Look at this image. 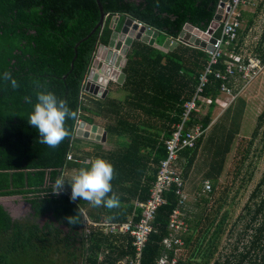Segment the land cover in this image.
<instances>
[{
    "label": "trees",
    "instance_id": "trees-1",
    "mask_svg": "<svg viewBox=\"0 0 264 264\" xmlns=\"http://www.w3.org/2000/svg\"><path fill=\"white\" fill-rule=\"evenodd\" d=\"M100 1L109 15L105 29L102 35L97 30L79 45L72 68L75 45L100 21L96 0H0V198L21 197L30 205L28 215L14 218L0 202V264H118L134 256L132 237L106 232L102 225L140 221L142 210L136 203H146L150 198L160 163L167 156L166 142L176 125L182 123L185 104L195 96L200 77L209 65L211 55L201 49L180 44L165 53L135 41L127 55L126 80L117 85L123 96L92 98L84 93L85 79L99 39L107 43L111 36L109 24L114 15H122L121 24L131 17L159 31L158 43L162 44L167 37L177 39L186 24L207 31L221 2ZM263 6L264 0L252 15L241 10L242 27L243 20L248 19L246 27H241L237 39L224 47V55L212 67L202 94L213 103L207 106L199 101L207 112H192L185 123L184 134L198 125L204 133L193 147L180 151L183 191L189 194L185 183L201 167L206 169L205 180L212 181V191L200 198L198 205L204 204V211L194 215L192 221L187 209L183 210L192 231L181 236L185 246L179 264H264V176L244 208L245 217L240 216L244 225L238 240L228 254L214 260L227 231L228 214L222 211L231 188L226 185L218 197L216 193L239 133L245 101L234 98L228 108H222L226 110L223 120L216 126L212 124L216 100L226 95L223 86L234 96L232 83L240 74L236 70L235 75L221 80L216 73H226L231 53L242 57L244 37ZM220 36L219 27L215 37ZM253 54L262 66L264 36ZM4 73L16 80V87L2 78ZM37 91H52L74 113L65 119L69 135L55 147L42 143L35 128L27 123ZM96 118L104 123L101 125L108 133L107 142H90L96 152L87 151L80 146L85 140L76 137V130L80 121L95 124ZM263 124L264 110L249 145L253 146ZM106 144L112 147L105 149ZM250 152L246 150L235 177ZM70 154L78 161H69ZM93 156L113 166L110 183L111 192L120 200L117 208L70 199L68 182L81 167L91 163ZM57 177L65 183L62 191L54 194ZM176 191L172 187L166 193V204L156 212L154 231L143 250L141 264H155L162 255L163 240L170 233V218L179 201ZM197 194L201 195L200 190Z\"/></svg>",
    "mask_w": 264,
    "mask_h": 264
},
{
    "label": "rangeland",
    "instance_id": "rangeland-1",
    "mask_svg": "<svg viewBox=\"0 0 264 264\" xmlns=\"http://www.w3.org/2000/svg\"><path fill=\"white\" fill-rule=\"evenodd\" d=\"M262 1L263 0H253L250 4L244 7L243 10L252 15L256 13L257 8L261 5ZM247 21V18L243 20L242 30L245 29ZM263 36L264 6L262 7L258 17L255 18L254 25L244 37L242 59L248 60L249 62L250 59L256 58L253 51ZM252 69L253 66H249L248 72ZM231 88L235 95H222L221 98H219L220 102L228 104L237 97L242 98L245 101L246 106L243 107V117L240 123L239 133L236 135L234 140L232 151L228 156L226 167L220 179L218 191L216 193V196L218 197V192L226 185H229L231 188L228 202L222 211V214L226 212L228 214L227 231H225L220 240V247L214 257V260L223 254H228L232 249V245L238 240V236L242 228L241 226L244 225V222L242 223V220H240V216H244V208L246 204L250 202L252 192L264 176V124L261 128L259 137L254 141L253 146L249 145L252 134L259 123V117L264 110V64L261 68H257L256 71L252 72L248 78H244L240 74H237V78L233 81ZM108 90V95L110 94L112 97L123 96V93L121 92L122 90H120L115 83L111 82L108 86ZM91 97L95 98L93 96ZM202 112L206 113L207 108H203ZM225 112L226 110H222V107L217 105L213 114V126H216L221 122V120H223L226 114ZM95 120L100 124H104L103 121L97 118ZM212 129L213 127H211L210 131H212ZM90 142L92 143L90 140H85L82 144H80V146L84 150L96 152ZM111 147L112 146L107 144L104 145L105 149H110ZM247 149H250L251 151L249 154L250 156L245 159V162L243 163L244 165H241L240 174L235 177L237 169L239 168L238 166ZM79 158L82 160L81 156H79ZM93 159L94 156L91 157V161ZM204 170L206 171L203 167H201L200 171L197 169L196 173L190 175L189 180L185 183V192L188 191L189 193L187 194L188 200H186L187 202L185 207L188 215L191 217V221L193 220L194 215H200L204 211V204L200 203L201 206L198 205L200 198L209 196V193H204L203 189L205 180ZM209 181L212 183L211 180ZM199 190L201 194L200 196L197 194ZM0 202L14 218L25 217L30 213V205L21 197H1ZM211 204L212 202L210 205ZM190 227L187 234L192 231Z\"/></svg>",
    "mask_w": 264,
    "mask_h": 264
},
{
    "label": "built area",
    "instance_id": "built-area-1",
    "mask_svg": "<svg viewBox=\"0 0 264 264\" xmlns=\"http://www.w3.org/2000/svg\"><path fill=\"white\" fill-rule=\"evenodd\" d=\"M253 0H229L226 4L230 8L225 20L220 22L221 36L215 37L216 43L213 44V52L210 53L211 58L209 65L200 77V84L197 88L196 94L193 99L185 104V112L182 123L176 125V131L172 137L166 142L167 156L160 163V169L157 179L151 189V196L146 203L137 202L136 205L142 210V217L139 222L130 220L123 224H109L105 223L106 232L119 233L129 235L132 237V246L135 249V254L132 257H126L124 264H141L143 250L146 246L150 234L154 231V221L158 208L166 204V193L172 187H176V194L179 197L178 205L170 218L169 235L163 240V252L161 257L155 264H179V256L183 251L185 243L181 236L188 233L189 226L186 224V209L185 204L188 196L183 191V179L181 176L182 171L179 166L180 151L186 147H193L197 138H199L204 131L201 126H195L192 130L184 134L185 123L190 120L192 112L201 113L202 106L199 101L207 106L213 103L211 98L203 97L205 86L209 82V75L213 73V66L216 65L220 58L224 55L223 49L238 37V32L242 27L241 10L244 9ZM231 62L228 64L226 73H216V78L221 80L228 79L229 76L238 73L243 74L244 78L261 68V63L258 59H250L246 63L241 56L234 53L229 55ZM253 69L248 72L249 66ZM223 94L230 95V90L223 86ZM217 105L222 108H227L229 103H221L220 99L216 100ZM69 161H78L72 154L68 156ZM204 192L209 193L212 191V183L209 180L204 181ZM102 258V256H101Z\"/></svg>",
    "mask_w": 264,
    "mask_h": 264
},
{
    "label": "water",
    "instance_id": "water-1",
    "mask_svg": "<svg viewBox=\"0 0 264 264\" xmlns=\"http://www.w3.org/2000/svg\"><path fill=\"white\" fill-rule=\"evenodd\" d=\"M228 1L221 0L217 14L207 31H202L191 24H186L177 39L167 37L162 44L158 43L161 35L159 31L131 17H126L121 24L122 15H114L109 24V29H111L112 33L108 42L104 43L102 39H99L85 79L84 93L98 99H105L111 82L117 85L124 84L126 80L124 68L128 60L127 55L135 41H140L165 53L175 50L180 44L201 49L208 53L213 52V44L216 43V31L220 27V22L226 19L227 13L230 11V8L226 6ZM96 2L101 13L100 21L89 36L75 45L74 51L76 55L71 63L72 68L77 58L79 45L97 30H100L102 35L105 29L109 15L104 11L101 1L96 0ZM102 51L104 55L100 56ZM76 137L104 144L107 142L108 133L103 126L80 121L76 130Z\"/></svg>",
    "mask_w": 264,
    "mask_h": 264
},
{
    "label": "clouds",
    "instance_id": "clouds-1",
    "mask_svg": "<svg viewBox=\"0 0 264 264\" xmlns=\"http://www.w3.org/2000/svg\"><path fill=\"white\" fill-rule=\"evenodd\" d=\"M3 79L10 80L12 87H16V80L10 74L4 73ZM32 111L28 115L27 123L38 133L40 141L50 147L57 146L69 135L65 127L66 117H72L73 111L63 99H59L52 91H37ZM113 176L112 164L104 158L96 157L86 167H81L68 182L70 185V199L77 198L90 202L93 206L103 205L105 208H117L119 197L111 192ZM65 180L57 177L53 184L54 194L62 191ZM111 192V195H108Z\"/></svg>",
    "mask_w": 264,
    "mask_h": 264
},
{
    "label": "crops",
    "instance_id": "crops-1",
    "mask_svg": "<svg viewBox=\"0 0 264 264\" xmlns=\"http://www.w3.org/2000/svg\"><path fill=\"white\" fill-rule=\"evenodd\" d=\"M95 124H97V125H100V126H102L100 123H98V122H96ZM104 127V126H103ZM108 138V137H107ZM83 139V138H82ZM84 140H86V139H84ZM93 142V141H92ZM95 142V141H94ZM129 257V256H128ZM124 261H125V258L121 261V262H119L118 264H124Z\"/></svg>",
    "mask_w": 264,
    "mask_h": 264
},
{
    "label": "bare ground",
    "instance_id": "bare-ground-1",
    "mask_svg": "<svg viewBox=\"0 0 264 264\" xmlns=\"http://www.w3.org/2000/svg\"><path fill=\"white\" fill-rule=\"evenodd\" d=\"M103 55H104V52L102 51L101 54H100V56H103Z\"/></svg>",
    "mask_w": 264,
    "mask_h": 264
}]
</instances>
